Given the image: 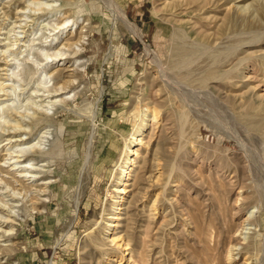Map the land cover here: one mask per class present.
Instances as JSON below:
<instances>
[{
  "label": "rangeland",
  "instance_id": "1",
  "mask_svg": "<svg viewBox=\"0 0 264 264\" xmlns=\"http://www.w3.org/2000/svg\"><path fill=\"white\" fill-rule=\"evenodd\" d=\"M30 1L0 0V59L21 53L22 75L6 80L11 120L38 106L44 69L82 76L56 95L69 108L47 109L54 152L35 181L51 180L38 209L2 172L0 213L16 214L1 225L0 264H264V0H115L135 28L107 0H72L62 38L76 19L88 35L73 60L53 61L44 52L60 14L26 41L35 23L15 12Z\"/></svg>",
  "mask_w": 264,
  "mask_h": 264
},
{
  "label": "bare ground",
  "instance_id": "2",
  "mask_svg": "<svg viewBox=\"0 0 264 264\" xmlns=\"http://www.w3.org/2000/svg\"><path fill=\"white\" fill-rule=\"evenodd\" d=\"M17 2H20V1H17ZM107 2H108L109 7L112 9L115 18H120L121 20L125 21L130 27L135 28V25L133 24V22L129 19V17L125 13V11L118 5V3L115 0H107ZM72 3H73L72 0H44V1L43 0H31L28 4L26 3L27 5L25 7L24 6L19 7L17 9V12H15L17 15L16 16L17 19H19L18 21L21 20V22H22V20H24V22H26L25 18L30 17L31 22H33V24L35 23L33 26H31V31H29V33L27 34V37H28L27 40L25 39L26 41H29V42L31 41L32 43H33V41L35 42V40H33L34 38H29V36L34 35L35 33L39 32L38 30H40L41 28H45V29L50 28V30H51L50 26H54V24L52 23V20L54 19V18L52 19L53 15L58 16V14H60L58 16V19H60V20L57 19V21H55L56 26H54L55 28L58 27L59 30L56 31V33H54L55 30H53L54 36L51 39L53 40L54 45L52 44V40H51L50 44L53 46H51V48L49 47V49H53V51H52V53L48 52V50H46L44 52L46 58L52 57L51 61H53L56 58H58V59L63 58L64 59V57H67L68 55L70 57H72V60H73L74 57L72 55L76 54V52H78L79 49L81 50V48L84 47V42H85V39L87 38L86 36L88 35V30H89L90 25H88L87 22L86 23L83 22V20L82 21H80V19L74 20L72 22V25H71L73 30H72V32H69V34L71 33V36L67 37V35H65L64 38H62L63 34L66 32V29H64L63 27L66 26L65 24L69 20H71V19H69L70 18L69 17L70 16L69 10L71 9ZM13 4L15 5V8L18 7V4H16L15 1L13 2ZM73 7H74V5H73ZM26 10H28V11H26ZM27 12H30V13H27ZM17 19H15V20L17 21ZM54 20H56V19H54ZM18 24L20 26L22 25L21 23H18ZM24 24L25 23H23V25ZM16 25L14 26V28L16 27ZM19 25H17V26L20 28ZM46 25H49V26H46ZM54 27H53V29H55ZM21 30H19V31H21ZM24 32L26 33L25 30H24ZM74 32H75V34H73ZM41 34H43V31ZM36 36H37V34H35V37ZM47 37H48V35H47ZM15 38H16V35H15ZM19 38H17V39H19ZM16 40H14V41H16ZM20 42H21V40H20ZM29 42H27L28 44L26 43V45L30 47L32 44ZM11 44H13V43H11ZM59 44H61V46H59ZM6 46H7V44H6ZM76 47H78L79 49H77ZM179 47H181L178 50L179 54L183 55V57L184 56L186 57L188 52H190L191 48L190 47L188 48L184 45L179 46ZM10 49L11 48H9V50ZM28 49L34 50V48H32V49L28 48ZM17 51H14L11 53V57H12L11 62H9V61L4 62L0 59L3 62L2 65L4 66L1 69L7 70V72H6L7 77H4L3 80H0V107H2V108L6 107V109L0 113V137H5V139H7V143H10L11 149H10V152L8 153L10 155V157H6V158H12V160H11L12 161L11 162L12 167L11 168L6 169L4 163H2V162L0 163V185H1V182L7 180V179L4 180V176H3L2 172L11 173V178L14 179L17 183H19V185H21L23 188H25L26 192L24 193V196H27L29 194L28 192H31L30 200L32 203L31 204L32 209H38L36 204L40 203L38 201L42 200L40 198V195L47 193V187L51 183V180L45 179V180H43V182H40L37 184L35 183V181L38 179L39 173H42L44 175V172L46 171V169H44V168H46V166L48 165V163H47L49 160L48 155L51 154L52 152H54L53 149L50 150V149L46 148L47 147L46 143L49 140L50 134L52 133L51 128H50L51 125L47 124V121L52 119V116L47 112V109L56 107L57 108L56 112H57L58 107H60V106H62L64 108L65 107L69 108V106H68L69 102H70L69 98L65 97V95H64V97H58L56 95H59V93H61L62 91H65V90L67 91L68 88H74L76 86L75 85L76 80L78 79L79 76H82V71L79 69V66L73 67L70 69V68H68L69 65L68 66L66 65L63 68H60V66H59L55 70H53L52 72H49L47 69H44L43 73H42V78L38 79V86H35V88L32 90L34 93L33 95L35 97H40V99H37L35 101V103H37L36 105H38V106L34 107L33 112L29 116V119H24L23 116L20 117L21 115H18L19 117H17V115H16V118L12 117L14 119V122H13L11 120V116L13 115V113L10 110L12 108L9 106L11 102L9 101L10 103H7L10 98L5 97V96H8V94H9L8 93L9 90L7 89L9 84L6 83L7 82L6 80H10V78H12L9 76L14 75V77H17V75H15V74H18V73H16L17 67L15 66V62H17V60H19L18 53H20V52H17ZM40 51H41V49H40ZM25 53H28V52H25ZM42 54H43V52H42ZM65 54H68V55H65ZM30 56H31V58H33V56L31 54H30ZM28 58H30V57H28ZM7 59L8 58L6 57V60ZM34 59H35V57L32 59V61ZM29 60L31 61V59H29ZM27 61H28V59H27ZM21 62H22V59H21ZM33 62H35V61H33ZM19 63L20 62H18V64ZM20 64L18 65L19 69H20V67L21 68L23 67ZM23 64H24V62H23ZM27 69H29V68H27ZM27 69L24 71L25 73H27ZM61 70H64V71H61ZM67 70H70V71H67ZM85 70H86V68H85ZM65 71H67V74ZM18 72H20V71H18ZM20 75H22V74H20ZM27 77H29V76H27ZM40 77H41V74H40ZM49 77H51V80H53L51 85H48L49 82L51 81V80L50 81L48 80ZM26 78H25V80H27ZM14 79H17V78H14ZM23 79H24V77H23ZM201 79H202V77H201ZM30 81H31V79H30ZM36 81H37V79H36ZM10 85H11V82H10ZM14 85L15 84L11 85L12 86L11 88H13V90L15 89ZM41 90H43L42 92H44V93L46 92V96L44 95L45 96L44 98H42L44 93L43 94L39 93V91H41ZM11 97H12V95H11ZM255 98H258V97H255ZM11 100L13 101V99H11ZM15 102H17V101H15ZM259 104H260L259 106H264V103L262 101H259ZM20 109H22V108H20ZM8 110L10 112H8ZM31 110H32V108H31ZM28 113L30 114V111L29 112L27 111L26 115H28ZM6 114H7V116L10 117V120L12 121L11 123H9L10 120H8L9 118L7 119ZM15 114H16V110H15ZM17 114H19V112H17ZM3 117H5V118H3ZM142 133H143V130H142L140 135H142ZM0 139H2V138H0ZM136 139L139 142L141 140H143L141 136H139ZM132 152L135 155H137L136 149L133 150ZM6 158H1V159L4 161V160H6ZM44 161H46V162H44ZM133 161H134V158H131V163L129 165H131L133 163ZM41 165H42V167L40 168ZM127 168H129V166ZM10 169H13V171H11ZM123 173H125L126 175L129 174V172H127L126 170H123ZM125 174H123V175H125ZM42 176H40V177L42 178ZM123 183H124L123 185H127V180L126 181L124 180ZM33 186H34V188H33ZM26 188H28V190ZM119 191H125V187L121 188ZM15 203L13 204V206L19 205V204H15ZM77 203H78V200L76 201V206H77ZM3 207L4 206H2L0 204V208L2 209ZM9 207L11 209L9 210V212L7 214V216H8L7 218H4L5 215L3 216V214L0 213V249H4V247H6V246L8 247V245H10L9 243H2L4 240H6L3 237H5V235L9 234V231L4 230L3 227H1V225L4 224V222L8 223L10 221V218L12 215L16 214V210H12V206H9ZM254 213H255V210H252L250 215L252 216ZM117 218H119V217H117Z\"/></svg>",
  "mask_w": 264,
  "mask_h": 264
}]
</instances>
